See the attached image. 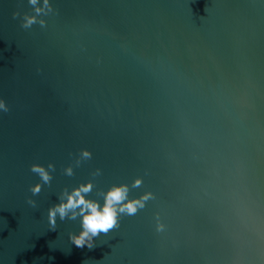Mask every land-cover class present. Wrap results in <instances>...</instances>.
<instances>
[{
	"label": "water",
	"instance_id": "95a60500",
	"mask_svg": "<svg viewBox=\"0 0 264 264\" xmlns=\"http://www.w3.org/2000/svg\"><path fill=\"white\" fill-rule=\"evenodd\" d=\"M43 4L0 0V264H264V0H49L22 28ZM137 178L155 199L93 249L50 230L65 188Z\"/></svg>",
	"mask_w": 264,
	"mask_h": 264
},
{
	"label": "clouds",
	"instance_id": "9594fccd",
	"mask_svg": "<svg viewBox=\"0 0 264 264\" xmlns=\"http://www.w3.org/2000/svg\"><path fill=\"white\" fill-rule=\"evenodd\" d=\"M28 3L34 6L37 4V0H28ZM45 9H47V11H45ZM52 11L53 9L49 4V0H44L43 7L34 9L35 15H23L21 27L29 29L36 23H39L41 27L46 26V22L43 19L38 20L37 17L40 16L41 13L48 15ZM20 16V12L13 13V19ZM0 110L4 112L9 111L3 100H0ZM91 159L92 153L86 149H82L79 152L78 158L75 160V167H79L82 161ZM55 170V165L52 163H49L47 168L39 164H33L30 168L31 172L40 177L43 184L49 186L53 179L50 173L55 172ZM63 172L69 177L73 176V166L70 165L64 168ZM101 175L102 171L99 168L91 173L93 179ZM142 183V179L137 178L133 181L131 186L127 184H113L107 191L103 189L99 190L97 194L102 198V204L98 200L87 198L96 187L92 181L81 183L71 191L65 188L58 197L59 203L48 209L47 217L50 230H56L57 217H59L60 221H64L65 219H79L81 231L79 235L70 233L69 240L77 248H84L86 246L90 250L93 249L95 247L94 239L98 238L101 234L107 235L110 231L118 229L122 217L136 215L139 210L145 208L149 200L155 199L151 192H147L139 198H130V190L141 187ZM29 190L33 196L38 195L42 190V184L38 183L30 187ZM27 203L33 208L36 207V202L30 198L27 200ZM164 229V225L159 223V218L157 216L156 231L163 232Z\"/></svg>",
	"mask_w": 264,
	"mask_h": 264
}]
</instances>
